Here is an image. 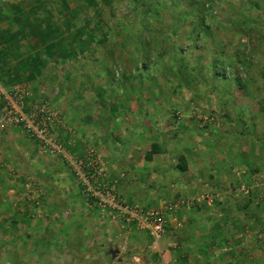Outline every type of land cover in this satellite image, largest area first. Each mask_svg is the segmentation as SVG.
Returning a JSON list of instances; mask_svg holds the SVG:
<instances>
[{"label":"crops","instance_id":"1","mask_svg":"<svg viewBox=\"0 0 264 264\" xmlns=\"http://www.w3.org/2000/svg\"><path fill=\"white\" fill-rule=\"evenodd\" d=\"M101 55L115 57L116 50L85 49L77 58H98L75 59L59 68L50 60L48 70L40 68L63 73L61 93L52 94V105L63 123L59 136L67 149L84 155L86 144H92L105 161L107 183L128 203L147 209L179 199L196 202L164 209L165 231L153 240L137 223L127 225L109 209L102 212L87 203L64 161L42 155L13 127L0 138V250L20 254H1L0 263L264 264V250L255 244L264 235V184L253 180L261 176L264 158L251 163L252 147H214V103L208 111L207 104L186 106L177 98L169 103L146 92L117 97L118 104L108 105V111L99 98L91 102L96 91L90 90L100 85L95 77L102 70ZM191 110L208 111L203 116L208 127L200 129ZM45 158L56 171L52 183L40 178ZM235 162L241 168L237 172ZM37 175L39 189H28L25 183ZM204 193L214 200L197 201ZM40 196L38 206V200L29 201ZM63 199L71 214L59 219L55 203ZM114 250L116 256L108 255Z\"/></svg>","mask_w":264,"mask_h":264},{"label":"rangeland","instance_id":"2","mask_svg":"<svg viewBox=\"0 0 264 264\" xmlns=\"http://www.w3.org/2000/svg\"><path fill=\"white\" fill-rule=\"evenodd\" d=\"M134 1L0 0L1 84L5 87L24 85L33 98L45 96L52 102V94L61 93L63 73L56 70L44 72L40 68L48 70L50 60L51 67L59 68L75 59L82 58L85 62L98 58H77L78 53L85 49H113L116 50L115 57L101 55V60L97 61L102 66L99 76L95 77L96 84L100 82V85L90 90L96 91L91 102L99 98L100 104L105 105L108 111V105L118 104V98L134 94L140 97L146 92L153 99L169 103L171 98H177L185 99L186 106L207 104L205 109L208 111L214 103V147H252L251 163L264 158V1L260 2L262 8H250L248 0H212L209 4V0H202L206 1L202 4L204 8L207 4L211 7H207L211 15L204 18L211 30L209 37L201 35V32L197 34V23H202L200 20L186 23L181 19L174 20L179 11H184V4L170 5L167 13L166 10L163 13L165 17L160 26L163 31L169 32L171 28L179 31L178 39L172 43L182 50L170 49V38L163 32L154 33L159 34L156 48L149 51L141 49L139 40L148 41L152 36L150 26L158 22L153 21L154 17L147 18L148 26L138 16L128 19L132 12L138 13L139 7L132 8L136 4ZM137 1L147 7L144 13L155 14L153 6L156 2L151 3L154 0ZM192 8L186 10L188 19L194 11ZM240 13H244L245 21H241ZM192 28L195 31L191 35ZM159 44L164 47L159 49ZM52 49L65 53L52 54ZM214 60L218 63L216 67ZM111 85L113 87L109 88ZM208 111L191 110V115L200 121V129L208 127L203 119ZM88 148L94 146L88 143L85 149ZM50 161L49 158L41 159L44 166L43 170L39 168V172L41 179L52 183V175L56 171L52 173ZM233 165L235 172L241 169L238 162ZM260 169L261 176L254 175L253 180L264 184V168ZM38 178V175L33 177L37 189ZM42 196L35 201L28 200H38V206ZM65 203V200L55 203L59 219L71 214H65L69 211ZM30 237L28 233L27 238ZM19 238L22 236L14 239ZM255 244L264 250V235L261 234ZM114 251L117 255V250ZM130 252L127 250L126 255ZM8 253L0 250V256ZM18 253L9 254L15 257ZM132 254L141 253L135 251Z\"/></svg>","mask_w":264,"mask_h":264},{"label":"built area","instance_id":"3","mask_svg":"<svg viewBox=\"0 0 264 264\" xmlns=\"http://www.w3.org/2000/svg\"><path fill=\"white\" fill-rule=\"evenodd\" d=\"M62 126L59 113L49 98L35 99L24 85L5 87L0 82V138L9 129L19 128L39 153L62 159L76 178L87 203L94 202L102 212L109 209L113 218L122 219L127 225L137 223L147 230L153 240H158L165 231L163 210L196 202L194 199H179L164 207L147 209L126 202L117 193L114 184L107 183L106 164L101 155L94 148H88L84 155L71 153L59 136ZM25 186L31 189L35 182L29 179ZM214 198L211 193H204L197 201L212 202Z\"/></svg>","mask_w":264,"mask_h":264},{"label":"trees","instance_id":"4","mask_svg":"<svg viewBox=\"0 0 264 264\" xmlns=\"http://www.w3.org/2000/svg\"><path fill=\"white\" fill-rule=\"evenodd\" d=\"M211 1L212 0H209L208 4L211 3ZM214 1H216V0H214ZM261 1H264V0H252V1L248 0L247 6L250 7V8L251 7L252 8H262V7H260V2ZM154 2H156V5L153 6V8L156 11V12H154L155 14L149 15V14L144 13V11L147 9V7L145 5H143L142 2H138L137 0H135L134 3H136V4H134V6L132 8H134L136 6L139 7L138 13H133L132 12V14L127 16L128 19H135L134 16H138L142 20L143 24L148 25V26H150V24H149L147 18L154 17L153 21L158 22V24H154L153 26H150L149 30H150L152 36H151V38L148 41H144L142 39L139 40L140 43H141V46H140L141 49L147 50V51H149V49L150 50L153 49L156 46V44H155L156 42L155 41L157 40V36L159 35V34L156 35L154 33H163L164 32L163 35H166V36H168L170 38L169 41H168V44L171 47L170 49L173 50V49L176 48V49H179V50L181 49L182 50L181 47H176L174 45L175 41L178 39V36H179L178 32L179 31L174 29V28H171V30L169 32H168V30L167 31H163L164 28L162 26H160L162 24L161 20H163V18L165 17V15L163 13H165L164 12L165 10H166V13H167V8H169L170 5H179V4H184L185 5L184 11L181 10L175 15V16H177V17H174L175 21H176V19H178V20L181 19L182 22L186 23L187 21L190 22V21H194V20H200V22H202V23L200 25H199V22L197 23V27H198V28L196 27L197 32H198L197 34L200 35V32H201L202 33L201 35H205V37H209L211 35L210 27L205 24L206 23L205 22L206 19H204L207 15H211V13H210L211 10L208 9V8H211V7H209L208 4H207V6L205 8L202 6V4L206 3V1L205 2L202 1V0H154V1H151L152 4ZM191 7H193L192 9L194 11L191 14L190 18L188 19L187 14L189 12L187 13L186 10L187 9L189 10ZM195 9H197V10H195ZM244 10L245 9H243V11ZM260 10L262 11V9H260ZM243 11H241V12H243ZM239 16L241 17L240 18L241 21L242 20L243 21L246 20V17L244 15V13H240ZM122 18L125 19L126 17L122 16ZM171 19H172V17H171ZM142 31H144V30L142 29ZM190 31L191 32H189V34L192 35L193 32L195 31V28H192ZM207 39H209V38H207ZM172 42H174V43H172ZM159 45H161V44H159ZM162 47H164V46H162V45L159 46V49H161ZM77 48L81 49L80 46L79 47L77 46ZM59 50L60 49H58L57 50L58 52H56L55 49H52V54H54L56 52V54H60L61 55V53L63 51H59ZM72 50H73V48H72ZM63 53H65V52H63ZM217 64L215 63V60H214V67H216ZM235 80L238 81L239 85H242V83L239 81V78H236Z\"/></svg>","mask_w":264,"mask_h":264},{"label":"water","instance_id":"5","mask_svg":"<svg viewBox=\"0 0 264 264\" xmlns=\"http://www.w3.org/2000/svg\"><path fill=\"white\" fill-rule=\"evenodd\" d=\"M110 253L112 256H116V251H111Z\"/></svg>","mask_w":264,"mask_h":264}]
</instances>
